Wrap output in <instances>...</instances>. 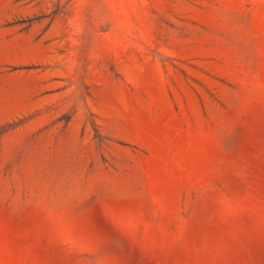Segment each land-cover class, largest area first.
Segmentation results:
<instances>
[{"label":"rangeland","instance_id":"obj_1","mask_svg":"<svg viewBox=\"0 0 264 264\" xmlns=\"http://www.w3.org/2000/svg\"><path fill=\"white\" fill-rule=\"evenodd\" d=\"M0 264H264V0H0Z\"/></svg>","mask_w":264,"mask_h":264}]
</instances>
